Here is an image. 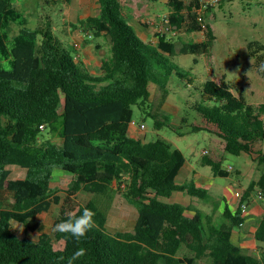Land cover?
I'll return each mask as SVG.
<instances>
[{
	"label": "trees",
	"instance_id": "trees-1",
	"mask_svg": "<svg viewBox=\"0 0 264 264\" xmlns=\"http://www.w3.org/2000/svg\"><path fill=\"white\" fill-rule=\"evenodd\" d=\"M98 1V14L79 20L92 37L107 35L112 44L102 74L94 75L79 51L73 55L56 38L51 21L31 26L15 0H0V191L12 194L9 206L0 209V264H68L81 247L86 255L74 264H264V215L255 231L259 255L233 240L235 232L244 236L248 211L242 203H250L256 190L264 193V170L235 209L226 196L216 202L214 211L220 218L163 199L176 191L202 199L210 193L194 178L178 182L187 161L182 149L164 137L146 141L131 134L134 106L150 99V81L165 88L174 71L181 77L188 71L171 61L178 49L166 34H159L154 43L137 33L127 0ZM166 4L171 23L179 29L187 25L190 31L207 33L206 40L185 43L180 52H207L215 36L210 24L196 19L198 0ZM214 9L204 14V21L215 16ZM248 51L264 74V42L250 41ZM160 75L166 80H159ZM202 90L214 102L195 105L204 124L194 129L215 132L228 152H257L264 164V151L256 149L264 142V103L248 102L226 77L208 79ZM153 114L160 128L165 121L158 112ZM203 163L216 175L229 174L220 158L205 156ZM10 164L25 167V177L10 178ZM57 167L72 174L65 196L52 186ZM115 183L138 208L133 230L114 232L107 226L108 213L97 196L108 194ZM80 191L94 197L83 204ZM57 203L60 213L54 225L69 212L80 215L85 207L95 212V226L79 242L44 230L39 215ZM15 221L32 232L41 231L39 238L18 235ZM55 241H62V246Z\"/></svg>",
	"mask_w": 264,
	"mask_h": 264
},
{
	"label": "rangeland",
	"instance_id": "rangeland-1",
	"mask_svg": "<svg viewBox=\"0 0 264 264\" xmlns=\"http://www.w3.org/2000/svg\"><path fill=\"white\" fill-rule=\"evenodd\" d=\"M16 3L31 26H42L47 21H51L56 38L73 55L79 51L80 58L94 75L102 74L103 60L109 58L112 53L110 38L107 35H94L84 39L88 36L85 34L89 32L82 29L79 21L82 19V14L89 13L90 16L98 13V0H54L51 2L16 0ZM127 3V11L131 16L129 20L137 33L146 39L144 30H147L152 34L149 39L152 38V42L157 43L159 37L154 33V28L140 23L136 14L141 20L147 21L148 18H157L159 14L170 12L171 9L166 4V0H127ZM214 10L215 16L207 17L204 21L212 26L215 36L207 52H180V47L185 43L206 40L205 30L190 31L185 25L180 28L177 35L169 37L170 32L166 33L167 37L176 43L178 49V53L171 56V61L180 65L186 72L188 71V76L181 77L174 71L167 80L165 88L158 82L150 81V99L140 100L139 104L134 106L133 121L135 123L131 124L130 132L146 141L164 137L175 147L182 149L187 162L177 178L178 182H189L194 178L199 185L209 189L210 197L202 199L186 191H176L171 198L167 199L179 201L191 207H199L209 214L216 213V217L220 218V212L214 211L216 202L223 200L226 196L231 201V206L236 208L240 204L237 192H245L251 181L261 176L264 164L259 163L257 152L251 154L228 152L224 148L223 139L215 132L205 128L194 129V126L204 124L195 105L214 102L205 98L202 87L208 79L221 77H226L231 82L233 90L237 94H244L248 102L255 105L264 103V74L254 66L255 59L249 55L248 51L250 41L264 42V0H230ZM76 41L82 43L81 47H75ZM159 80L166 79L160 75ZM165 90L168 91L167 97H164ZM154 112H158L159 119L165 121L160 128L155 125ZM262 116L264 119V113ZM142 123L145 124V128H139ZM55 139L58 140V138ZM58 141L61 142V140ZM206 149L209 152H206ZM256 149L264 151V142L261 141ZM205 156L220 158L223 168L227 161L229 174H214L212 167L203 163ZM8 167L11 169L10 178H23L27 173V169L18 164H10ZM59 169L61 168L55 169L52 186L57 193L65 196L72 174ZM123 190L119 189L115 183L108 194L97 196L108 213L107 226L114 232L133 230L139 214L138 208L128 200ZM255 192L251 196L252 199L255 197L262 199L258 194L259 191ZM11 196L8 190L0 191V209L9 206ZM93 197L92 192L80 191L78 200L85 204ZM250 204L248 210H250ZM59 213L60 203H57L39 215L44 230L53 237L54 223ZM259 221L258 216L256 223ZM14 229L18 235L34 240H37L41 234V231L28 230L22 222L18 221L14 222ZM244 229L252 232V228L246 225ZM234 241L247 244L255 255H259L255 238L240 241L238 234H235ZM55 242L57 247L63 244L62 241Z\"/></svg>",
	"mask_w": 264,
	"mask_h": 264
},
{
	"label": "built area",
	"instance_id": "built-area-1",
	"mask_svg": "<svg viewBox=\"0 0 264 264\" xmlns=\"http://www.w3.org/2000/svg\"><path fill=\"white\" fill-rule=\"evenodd\" d=\"M230 1V0H198V7L195 10L196 13V19L199 23L204 24V14L208 12L210 9H214L221 5L222 3ZM148 26H152L155 30V34L159 36V34H166L167 32H170V35H177L179 32V28L171 23L170 20V12H166L163 14L157 15V18H148L146 21ZM85 35H88L89 37H92L91 33H87ZM87 37V36H86ZM82 43L79 41L75 42V46L77 48L81 47ZM134 120V119H133ZM135 123L134 121L131 122V124ZM43 126V125H42ZM145 124H140L139 128H145ZM206 152H209L208 149L205 150ZM230 168H232L230 166ZM122 187H125V183L122 184ZM244 192H237L238 197H242ZM259 196L264 200V193L259 191ZM242 209L243 211H247L249 208V204L247 202L242 203Z\"/></svg>",
	"mask_w": 264,
	"mask_h": 264
},
{
	"label": "clouds",
	"instance_id": "clouds-1",
	"mask_svg": "<svg viewBox=\"0 0 264 264\" xmlns=\"http://www.w3.org/2000/svg\"><path fill=\"white\" fill-rule=\"evenodd\" d=\"M227 169L228 163L225 162ZM95 212L89 208H84L80 215L73 212L67 214V219L62 220L54 225V230L60 234H67L79 242L86 234L95 226ZM86 249L78 248L73 255L68 259V264H74L75 261L86 255Z\"/></svg>",
	"mask_w": 264,
	"mask_h": 264
},
{
	"label": "crops",
	"instance_id": "crops-1",
	"mask_svg": "<svg viewBox=\"0 0 264 264\" xmlns=\"http://www.w3.org/2000/svg\"><path fill=\"white\" fill-rule=\"evenodd\" d=\"M45 1H48V2H51L52 0H45ZM82 3H84V1H82ZM86 3H89V2H86ZM16 6L17 3H16V0H15V3H14ZM88 5V4H87ZM84 6V4H83ZM19 7V6H18ZM99 12V11H98ZM98 14V13H96ZM96 14H93V15H96ZM89 16V13H87L86 15L82 14L81 18H86ZM145 26V25H144ZM148 27V26H147ZM148 31L147 30H144V34L146 35V39H149L152 34L151 33H147ZM155 33V31H154ZM154 35V34H153ZM142 38H144L142 35H140ZM145 39V38H144ZM152 39V38H151ZM150 39V40H151ZM187 162V161H186ZM185 166V165H184ZM183 169V168H182ZM181 173V172H180ZM179 176V175H178ZM175 193V192H174ZM174 193L172 194V196L174 195ZM172 196L170 197H163L164 200L166 201H169V202H174V200H171V199H167V198H171ZM229 199V198H228ZM252 199V197H251ZM230 204L231 201L229 200ZM250 210H248L247 214H246V217H245V221L243 223V232H244V236H241L239 232H235L233 234V240H234V236L235 234H238V238L240 239V241H243V240H248V239H254L255 238V231L257 229V226L259 224L256 223V220L258 219V216L259 218L261 219V217L264 215V200L263 199H259L257 197H255L254 199L251 200L250 202ZM249 204V203H248ZM235 209V208H233ZM246 225V227L248 228H252V232L251 231H245L244 229V226ZM256 240V239H255ZM236 242V241H235ZM238 244H240L241 246H243L244 248L248 249L249 252L253 253L251 251V249H249V246L247 244H244V243H240V242H236ZM256 244H257V247H258V242L256 240ZM259 249V248H258ZM259 251V250H258ZM254 254V253H253Z\"/></svg>",
	"mask_w": 264,
	"mask_h": 264
}]
</instances>
